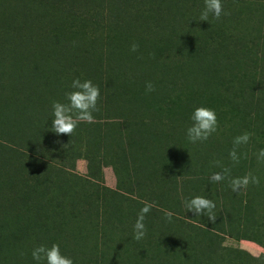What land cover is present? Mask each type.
Listing matches in <instances>:
<instances>
[{"label": "rangeland", "instance_id": "1", "mask_svg": "<svg viewBox=\"0 0 264 264\" xmlns=\"http://www.w3.org/2000/svg\"><path fill=\"white\" fill-rule=\"evenodd\" d=\"M221 2L228 14L219 19L209 15L202 21L204 0H0L2 264H24L25 254L26 264H38L32 258L37 241L22 239L21 250L14 229L2 221L12 217L13 210L21 211L22 195L26 197L22 178L30 177L31 189L33 183H40L38 189L45 192L40 200L35 193H31L34 199L28 195L33 202L36 199L45 205L41 218L49 215L46 218L52 217L60 225L59 215L51 209L63 206L68 224L65 230L76 224L73 212L78 210L86 218L90 211L91 222L89 218L84 222L87 232H81L75 249L77 262L80 257L82 264H119L123 252L119 247L105 249L103 242L120 236L128 223L134 224L145 203L152 205L150 212L179 215L187 227L191 212L188 214L184 201L191 189L200 188L191 172L199 148L187 139L196 107L216 111L219 127L209 137V147L233 143L244 132L264 137V109L256 112L253 108L254 103L264 107V40L253 42L251 37L257 26L264 29V0ZM133 43L139 45L135 52L130 50ZM209 64H214L216 73ZM221 68L225 70L219 73V82L214 75L217 77ZM76 78L90 79L99 86V111L93 114V122H80L71 136H58L51 129L52 102H67L65 93L72 91L70 85ZM197 81L203 88L190 85ZM147 82L153 83L154 92L146 91ZM207 87H211V95L209 90L205 93ZM219 94L225 99L218 98ZM246 96L252 97L251 103ZM230 104L235 108L241 105V110ZM241 111L245 119L227 122L226 112L234 115ZM225 149L221 145L213 156L221 161L229 158L223 154ZM258 166L260 184L250 187L264 192V173L260 172L264 163ZM178 169L181 171L175 173ZM166 170L171 173L162 182L158 174ZM246 189L236 193V199L245 197ZM65 191L70 194L63 198ZM214 199L219 205L216 210L224 212L220 195ZM237 217L233 222L225 216L218 225L207 216L211 226L204 229L214 237H205L204 246L209 248L203 251L210 250V264H235V257L247 263L250 257L258 258L264 264V249L240 240L261 235L255 230L257 222L251 223L252 231L243 232ZM148 229L155 234L163 227ZM149 237L131 241L126 236L127 246L147 248L141 255L144 264L151 250L158 260L164 259H160L162 250L158 253L147 245ZM62 238H58L59 245L69 248ZM183 244V257L194 256L190 245ZM15 249L18 256L14 262ZM100 251L104 252L101 258ZM195 257L208 262L206 255L199 258L196 253Z\"/></svg>", "mask_w": 264, "mask_h": 264}, {"label": "trees", "instance_id": "2", "mask_svg": "<svg viewBox=\"0 0 264 264\" xmlns=\"http://www.w3.org/2000/svg\"><path fill=\"white\" fill-rule=\"evenodd\" d=\"M125 1H127V0H125ZM169 16H170V14L166 15L167 20H168ZM175 16L178 17L177 15H175ZM166 24H167V22H166ZM160 25L164 26L165 24H160ZM252 32H253V36H251V37L254 38L253 42L257 41L258 39L264 40V29L261 26H257V28L254 29ZM216 45H217L218 49H220V45L217 43H216ZM236 54H237L236 52L234 54H232L233 55V56H231L232 59L234 58V56ZM213 65L209 64V68L212 70V72L214 74V73H216L215 72L216 70H215ZM224 70L225 69L221 68L220 71L217 73L218 76L216 77V75H214V77L216 79H218L219 82H220L219 75H221L219 73L220 72L223 73ZM222 75H225V74H222ZM199 82L200 81H197L196 83H190V85L197 84L203 88V85ZM187 85L188 84H186V86ZM230 87H232V85ZM207 90H209V93H210L209 95H211V91H212L211 87H207L205 89V93H207L206 92ZM246 97L249 98L248 101L251 103L250 99H252V97H250V96H246ZM218 98L224 100L225 96H223L222 94H219ZM238 99L240 101H243V98L240 96H238ZM228 101L233 103L231 98H229ZM244 103H245V101H244ZM244 103H242V106ZM230 106L235 110H241L240 109L241 105H238L237 108H235V106H233L231 104H230ZM253 108L256 112L264 109L263 105L255 104V103L253 104ZM235 113H237V114L233 115V113L229 114L228 112H226V115L228 116L227 122H229L231 120H235V119L236 120L237 119L243 120L246 118V114L242 113V111L241 112H235ZM181 117L178 119V122H180L183 119V117L182 118ZM222 117H225V115H222ZM255 121H257V120H255ZM261 123H262L261 129L264 131V116H263ZM209 144H211V140H209V139L204 141V142H197L195 144L197 146V148H199L198 152H199L200 156L198 157V159L194 163L195 166H192L191 172L194 173L193 175H195V179H196L197 183L199 184L200 188H199V190L191 189L187 193L186 198L188 200H190L191 198H193L195 196H203L205 198H209V199L213 200L215 202L216 208H217L219 205L216 203V199H214V197L216 195H220L221 200L224 204V205H222L224 212L216 210V208L214 209V212L216 214V219H215L216 222L215 223L218 225L223 224V222L225 221L224 220L225 216H228L234 222V220L236 219L235 218V215H236V216H238L237 217L238 220L241 218V221H240L241 230L243 232H245V231L250 232V231H252V230H250L251 223L256 221L257 225H256V222L254 223V225H256L255 230L258 233H260L261 235L258 237H255V238H250V239L240 238V240L251 241V242L257 244L258 246H260L262 249H264V216H263V214H264V203H261L264 200V192L260 188L252 189L250 187V184H249L248 188L246 189L248 192L245 191V197L243 194L242 196L239 197V199H236V193L232 192L231 188L229 187V179L230 178L242 177L246 173H248L249 171H251L254 175L260 177V174L257 173V170L259 169V166H258L259 162L257 161L256 153L260 149H264V137H262L260 139L259 135L257 137H255V135H254L253 137H251L250 142H248L247 144H243V145L239 146V148L237 149V153L240 156V162L238 164H235L234 162L232 163L230 156H229V158H225L222 161H221V158L219 159V157L213 156V154L215 155V154L219 153V147L221 145L224 148H226L225 151L223 152V154L229 155L230 150H232V148L234 147L233 143H229V144H223L222 143V144H218V146H212V147H209L208 146ZM245 153L250 154V157L249 158L245 157V155H244ZM210 157H212V159ZM210 159H211V161L213 160L214 162L219 161L223 167L230 168L231 169L230 178H225L224 180H221L220 182H216V183L211 182V180H210L211 175L213 173H216V172H221L222 168L217 167L215 165V163H210ZM174 162L177 164L176 160ZM175 163H174V165L177 167V165ZM180 169H183V168H180ZM180 169L175 171V173H177V172L179 173L181 171ZM261 171L264 173V167L260 168V172ZM166 172L159 171L158 177L161 178L160 180L162 182L166 181L167 178H169V176H170V174H168V173H171V171L166 170ZM27 173L28 172H25V174H27ZM29 173H32V172H29ZM155 173H157V172H153V174H155ZM175 173H173V177H174ZM147 175H150V174L148 173ZM29 178L30 177H28L26 180L24 178H22V180L20 181V184H24V185H22L24 188L23 191H25V193H26V197L24 195H22V200H21V203L18 207V209H20L21 211H14L13 210L11 213L12 217H10V214H9L7 217H10V218H6L2 221H4L6 223V225L12 226V228L14 229V232L16 233L15 234V236L17 237L16 241L19 243V245H20V243H21L20 241L22 239L28 240V238H31L32 240L37 241L36 247L38 245H41V244H44L46 246H48V245L51 246L53 243L59 244L58 238H59V236L60 237L63 236L61 241L66 243L67 246H69V248H67L66 246L60 245L61 252L64 255L72 258L74 261V264H82L80 257L78 260L79 263L77 262L78 257H77V259H75L74 253H75L76 246L78 247V244L80 243L79 241L81 240V237H80L81 232H87V230L84 227V222L86 223L88 221L87 220L88 218H89V223L91 222L90 211H89V213L87 212L88 216H86V218H84V216H82V213L79 214L78 210H77V212H73V217L75 218L74 221L76 222V224L75 225L73 224V227L71 230H70V228L68 230H65L66 229L65 226L68 225L67 224V217L65 216L66 213H64V212H66V210L60 204L57 205V207H53V209H51V210L52 211L54 210L55 213L57 215H59L60 220H61V224H60L61 226L59 224H57L52 217L50 219L46 218L49 215H45L44 218H41L42 217L41 213L45 210V205H42L40 201H35L36 199L33 202L31 198L34 199L35 196L32 197L31 193H35V195L40 200V199H43V197L45 196V192L40 191L38 189V186L40 184L38 182L33 183V186L31 189L29 186V183L27 181V180H29ZM162 178H166V179H162ZM68 194H70V193L65 191L63 193V198H65V196L67 197ZM28 195H30L31 198ZM44 201L47 202V200L45 198H44ZM73 209H75V208H73ZM238 210L240 212H238ZM259 210L262 211L260 217H258ZM216 211L218 213H216ZM228 211L232 214V216H229ZM190 212L191 211H188V214H190ZM45 213L46 212H44V214ZM235 213H237V214H235ZM164 216H165L164 214L159 215V214H157V212H155L153 210L152 212H150L146 216V218H151V219L148 220L145 218L144 223H145L146 228H147V234L144 238H146L150 235L149 240L147 242L148 243L147 245L150 247L157 248L159 251L158 253H160V250H162L163 256L160 257V259L164 258L162 260H158L157 256H153L154 254L152 255L154 250H151L152 252L149 253L147 256L148 259H147L146 264H171V263H173V264H196V262H200L201 264L202 263L203 264H210L211 263V257L209 256L210 250H208L206 252L203 251V249H205L206 247L209 248V246H206V247L204 246L206 243V241H205L206 238L208 239V237L210 238V236L214 237L213 233L209 232L208 229H204L205 227L211 226L209 224V221H207V214L197 216L196 214L191 212V215H188V217H189L188 223L185 222L187 227H185L183 225L184 221L180 220L179 215L174 214L171 222H169ZM80 222H83V223L80 224ZM134 224L128 223L127 229L124 230L123 232H121L120 236L119 235L115 236V239H110L109 241L103 242L104 243L103 246L105 249H108L111 251V250H114L116 247H119L121 252H123L122 255H123L124 259L122 261H120L122 263H119V264H144L142 259H141V255H143V252H142L143 250L145 251V253L147 252V248H145V245L138 244L137 246L134 247V246H127V244H126V242H127L126 236L131 241L135 240L133 238L134 230H131L133 228ZM129 227L131 228L130 230H129ZM150 227H152L153 230H155L156 228L163 227V230H156L155 231L156 235H155V234H153L154 231H152V233H151V231L148 229ZM55 229H56V231H54ZM180 230H187V231L178 234ZM255 230H253V231H255ZM103 231H102L103 236L106 237L107 234L104 233ZM118 232H119V230H118ZM245 234H247V233H245ZM183 237H186V240H184ZM1 238H3V236L0 234V239ZM4 240H5V238L1 239L0 243ZM184 241L190 245V250H191V252H194V256L183 257L184 254L186 253L184 250V244H183ZM19 245H17L16 248H17V251L20 254H22L23 251L18 250ZM20 247H21V245H20ZM21 250H23L22 247H21ZM216 250H213V251L217 252L220 249H218L217 251ZM17 251H16V249L14 251H12L13 256L15 257L14 262L16 261L17 256H18ZM101 252H103V251H100V254H101ZM196 253H199V258H202L206 255L208 257V259H205V260H207L208 262H206V261L201 262L198 259H196V257H195ZM103 254H104V252L100 255V258L103 257ZM26 255L27 254L24 255V260H23L24 264L27 263L26 261H27L28 257ZM3 256H4V254L0 253V264H2L4 262L1 260V257L4 259ZM139 257H140V260L138 259ZM100 261H101V259H100ZM233 261L235 264H260L258 258H252V257H250V263L244 262L242 259H239L238 257H235ZM42 264H45V262L43 261Z\"/></svg>", "mask_w": 264, "mask_h": 264}, {"label": "clouds", "instance_id": "3", "mask_svg": "<svg viewBox=\"0 0 264 264\" xmlns=\"http://www.w3.org/2000/svg\"><path fill=\"white\" fill-rule=\"evenodd\" d=\"M227 15L224 12L223 4L221 0H204V9L201 12L200 20L207 21L209 15L219 19L221 15ZM139 48V45L133 43L131 45V51L135 52ZM72 91L65 93L67 102L53 101L52 102V131L58 136L72 135L80 122L91 123L94 121V113L99 111L98 101L100 100L99 86L94 84L92 80L79 78L73 79L70 85ZM146 91L154 92L155 86L152 82L146 83ZM192 123L187 128V139L191 143L204 142L218 130V121L215 109L200 106L196 107L190 117ZM253 133L244 132L242 135H238L233 140L234 147L229 152L231 160L238 164L240 162V156L237 153V149L240 145L247 144ZM59 143V141H57ZM67 145H64L66 147ZM246 157V153L244 154ZM257 161L264 163V149H260L256 153ZM217 167H221V172L213 173L210 177L211 182H220L225 178H230L231 169L223 167L219 161L214 162ZM42 175V174H41ZM249 184L259 185L260 177L254 175L251 171L246 173L242 177L230 178L229 187L232 192L238 193L242 189H246ZM184 206L187 211H191L197 216L205 215L214 222L216 214L214 209L216 204L213 200L205 198L203 196H195L190 200L184 201ZM152 205L145 203V206L141 208L136 222L133 226L134 236L137 241L143 239L147 234V228L144 223L147 213L150 212ZM172 212H166L165 218L171 222L173 217ZM33 260L38 264L44 261L45 264H74L72 258L64 255L61 252L60 245L53 243L50 247L44 244L38 245L32 251Z\"/></svg>", "mask_w": 264, "mask_h": 264}]
</instances>
